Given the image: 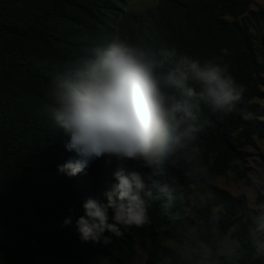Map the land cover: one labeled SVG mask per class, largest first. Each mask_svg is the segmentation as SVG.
<instances>
[{
	"label": "trees",
	"instance_id": "1",
	"mask_svg": "<svg viewBox=\"0 0 264 264\" xmlns=\"http://www.w3.org/2000/svg\"><path fill=\"white\" fill-rule=\"evenodd\" d=\"M79 1L83 0H0V264H15L14 260L51 243L79 245L89 251L92 245L80 240L75 222L84 215L87 199H104L118 167L142 174L145 191L150 193L144 197L148 209L158 214L165 209L152 198L151 168L142 161L105 156L74 177L59 172V165L78 157L55 142L57 126L46 112V98L7 82L19 76L46 85L58 73L81 67L93 47L111 41V8L105 6L106 12L74 20L65 14L66 7ZM255 1L178 0L166 2L165 10L160 6L146 14L121 16L119 38L158 59H165L162 53L172 48L201 59L220 57L246 89L232 113L194 106V118L189 120L198 129L194 139L183 140L184 147L166 164H179L182 154L213 143L236 151L229 140L232 132H239L244 145L251 144L255 136L264 139V108L256 102L264 98V7L251 9ZM66 19L73 21L74 28L61 30L54 24ZM15 39L63 44L73 40L76 51L74 55L33 60L28 52L7 44ZM222 49L229 54L224 56ZM170 62L166 61V67ZM229 197L221 196L226 200L218 203L225 211L213 221V236L192 264H264V255L257 254L249 235L252 217L258 213L241 206L237 211ZM258 198L257 203L264 204V197ZM232 208L237 213L230 212ZM69 217L72 224L65 226ZM257 239L264 241V235L258 233Z\"/></svg>",
	"mask_w": 264,
	"mask_h": 264
},
{
	"label": "clouds",
	"instance_id": "2",
	"mask_svg": "<svg viewBox=\"0 0 264 264\" xmlns=\"http://www.w3.org/2000/svg\"><path fill=\"white\" fill-rule=\"evenodd\" d=\"M227 56L228 50H221ZM165 59L116 37L91 49L81 67L58 73L46 84L56 126L68 137L65 148L78 158L58 166L69 177L85 172L95 159L142 161L163 172L166 163L194 139L192 108L205 105L224 114L236 110L246 91L220 57L201 59L165 50ZM174 58V59H173ZM166 61H171L166 67ZM104 199H87L75 226L82 242L112 243L105 233L121 236L119 226L140 228L149 221L144 177L118 167ZM252 217L258 255H264V204ZM111 221V222H110ZM72 224L71 218L64 225Z\"/></svg>",
	"mask_w": 264,
	"mask_h": 264
},
{
	"label": "rangeland",
	"instance_id": "3",
	"mask_svg": "<svg viewBox=\"0 0 264 264\" xmlns=\"http://www.w3.org/2000/svg\"><path fill=\"white\" fill-rule=\"evenodd\" d=\"M174 1L178 0H83L66 7L65 14L74 20H81L100 10L106 12L105 6L111 8L114 14L110 15L108 27L112 40L119 37L118 22L124 13L146 14L156 11L160 6L161 10H165ZM259 7H264V0H256L251 5L253 10ZM54 24L61 30H70L75 26L73 21L67 19L57 20ZM71 42L33 43L15 39L7 44L28 52L33 60H38L57 55H74L76 46L73 40ZM7 82L44 95L48 103L46 112L51 114L52 104L45 94L46 85L19 76L8 78ZM256 102L264 108V98ZM67 139L63 130L57 127L55 142L65 147ZM229 140L236 151H230L226 145L213 143L182 154L179 164L168 163L163 172L151 168L152 198L158 200L165 209H162L161 214L148 209L149 221L142 227L125 229L118 225L121 236L106 232L112 243L104 245L102 241H89L88 244L92 245L89 251L79 245L51 243L24 258L14 260V263L192 264L202 246L213 236V221H217L221 212L225 211L224 205L218 203L226 200L220 199L221 196L234 199L231 202L237 211L240 206L256 211L258 196L264 197V139L255 136L251 144L244 145L239 132H232ZM237 211L234 208L230 210L234 214Z\"/></svg>",
	"mask_w": 264,
	"mask_h": 264
}]
</instances>
